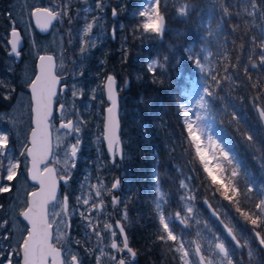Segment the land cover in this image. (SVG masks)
I'll list each match as a JSON object with an SVG mask.
<instances>
[{
    "label": "trees",
    "instance_id": "1",
    "mask_svg": "<svg viewBox=\"0 0 264 264\" xmlns=\"http://www.w3.org/2000/svg\"><path fill=\"white\" fill-rule=\"evenodd\" d=\"M113 1L115 3L116 0ZM186 1L192 8L186 16H177L168 21L167 25L172 26V29L165 27L162 36L146 38L140 32L134 34V28L129 25L127 43L118 41L117 46L114 45L113 54L107 58L108 65L112 64L110 71L117 77L120 97L123 156L117 160L118 167H114V172L123 186L122 196L133 197L131 188L125 186L128 184L127 179L135 181L137 188L139 187L138 190L135 188L133 199L134 204L137 201L142 203L145 256L146 260L150 258V264H181L178 253L174 251L175 244L156 240L159 233L158 212L155 209L156 177H159L160 195L162 194V198L158 200L164 202L165 215L169 217L177 211L182 216L186 215L181 207L183 189L180 187L179 171L185 170L188 175L193 176L196 174L190 171V165L186 166L190 157L183 151L186 147V133L183 131L180 102L192 82L202 89L207 85L214 87L215 96L210 98L214 126L231 144V149H234L241 162L239 188L247 197L239 198L241 209L255 212V204L264 198V163L261 162L264 152L260 151L261 144H264V128L256 112L257 105L264 106V64L259 62L262 53L259 45L264 43V0H256L255 9L249 0ZM221 2L228 6L230 15L223 14ZM134 5L135 0H127L118 7L125 12V8L131 9ZM168 46L173 47L174 53L169 51ZM157 55H166L168 59L164 68L157 67L154 74L148 71L147 60ZM189 55L198 57L212 75L220 78L221 84L215 86L211 77L202 73L193 60L188 58ZM138 56L141 58L139 66ZM225 56L228 57L227 60L224 59ZM177 58L180 59L179 62L176 61ZM253 63L256 67H252ZM225 64L228 65L227 73L224 71ZM225 76H230L231 79H225ZM253 84L256 87H252ZM233 112L239 114L238 121L232 120ZM249 130L250 134L253 131L256 133V146L246 142L243 134ZM189 185L196 197L198 209L207 221V226L200 227L204 229V239L197 232L199 224L190 217L187 226L179 221L172 222L175 233L185 241L186 235L196 239L199 233L200 245L203 240L205 244V237L210 232L219 233L226 245L233 250L234 264H264V249L255 239L254 226L237 212L236 204L224 200L219 193L200 186V179L190 181ZM249 187L252 188L251 192ZM203 198L217 211L222 209L226 212H218L220 221L207 213L202 204ZM225 224L234 228L241 244L247 241L249 246L236 248L235 241L227 235ZM257 230L264 233V228ZM188 249L192 250L189 246ZM249 249L253 252L251 258L248 255ZM158 252L160 259L153 257Z\"/></svg>",
    "mask_w": 264,
    "mask_h": 264
},
{
    "label": "snow or ice",
    "instance_id": "2",
    "mask_svg": "<svg viewBox=\"0 0 264 264\" xmlns=\"http://www.w3.org/2000/svg\"><path fill=\"white\" fill-rule=\"evenodd\" d=\"M252 8H256V0H249ZM59 7V6H57ZM190 5H184L176 9L177 13L181 16L187 15ZM96 8L103 11V0H96ZM221 9L225 16L230 15L229 8L223 2H221ZM247 9H245L246 11ZM24 13L22 12L21 15ZM252 15L251 12L248 13ZM112 15H117V10L112 9ZM30 19L36 21L37 26L41 27L42 31H47L48 27L52 25L53 21L67 19L69 25L72 24V18L70 15V7L64 4L60 11H57L55 7H34L28 12ZM140 18L134 29L135 32H140L142 36L150 38L151 36H162L165 30V17L161 11V0H149L147 6H143L138 12ZM8 18L11 21L12 39L8 41L11 45V53L17 57L20 55L18 51V45L20 43L21 32L18 29V22L11 12L8 13ZM93 27L92 23H86L83 28V34L81 36L80 52L83 54L87 47L92 46L91 42L86 39L89 32ZM219 28V25H217ZM211 35V33H209ZM259 47L262 49V53L259 56L260 64H264V43H261ZM190 60H193L194 64L200 69L202 73H206L211 77L215 86L221 84L220 78L216 75H212L201 60L198 57L189 55ZM167 59V57H165ZM207 59V57H205ZM228 59L227 56L224 57ZM251 61V57H249ZM38 72L35 79L27 83L29 89H31V134L27 143L23 145V151L20 155L25 157L26 160L31 161V167L27 168L28 178L33 181H37L40 185L38 191L27 193V207L21 211L19 215L27 221L26 232L27 235L23 236L22 241L15 246L8 244V248L0 247V264H81L80 258L75 253L68 252L67 249L56 247L52 242V226L53 221L49 219L48 205L53 201H56V189L58 180H63L65 183L71 179L70 172L66 171L65 175L58 176L55 168L47 167L45 161L48 160L51 152V141L49 132V120L53 113L52 98L57 95L56 85L60 82V77L54 74L56 67L54 57L51 55L39 56ZM164 68V64L158 60L149 61L147 68L148 71L155 74L156 68ZM235 68V65H232ZM252 67H256L253 63ZM224 71L227 73L228 65L225 64ZM247 73V68H245ZM72 73H69V78H72ZM83 75V73H80ZM225 79H231L230 76H225ZM125 86L127 80H125ZM0 87H3L0 82ZM252 87H256L255 84ZM105 90L107 92L108 100L111 101V106L106 109L108 113L105 119V140L108 142V151L112 157V162L115 163V158L119 155L123 156L121 149V141L117 134L119 122L116 118V92L117 84L113 75H108L106 78ZM12 91H15L12 88ZM65 91L64 88L59 89L60 93ZM95 93V90H93ZM78 95H82V92L77 90L75 85L72 86V97L77 98ZM215 96V90L212 85L203 87L202 93L198 95L195 103L192 107L185 104H180V109L184 113V154L190 157L187 165H190V171L196 175H188L185 180H181L180 187L189 189L190 186L186 181H193L196 179L201 180L202 187H206L208 190L214 193H219L224 200L230 203L236 204L237 212L240 213L247 221H249L254 227L253 231L255 239L259 242V246L264 248V233L258 231V228H264V198H261L258 203L255 204L256 211H243L240 206V197L245 196L239 188V177L241 171V162L237 159L234 149H231L229 145H226L220 138L219 133L214 132L213 123L211 117V104L210 98ZM209 98V99H206ZM10 94H6L4 99H9ZM93 99L96 96L93 95ZM63 104L60 105L59 111L61 113L60 128L65 130L66 136L74 137L75 143L68 146L66 153L67 159L65 160L66 166L75 167V161L79 146L81 144L80 133L81 125L83 121L79 119V114L74 113L75 119L64 118ZM256 110L259 120L264 122V106L257 105ZM194 113V114H193ZM233 121H238L239 114L233 112L231 115ZM246 142L251 146H256V133L253 131L250 134L249 131L244 132ZM9 145V136L5 133H0V157L7 159V164L0 159V194L9 193L13 190V181L16 180L20 174L21 161L17 158H12L7 155V149ZM260 151L264 152V144H261ZM261 162L264 163V156L261 157ZM45 165L43 169L40 165ZM198 164V167H197ZM202 177V179H201ZM7 181V183H4ZM156 190L160 193L159 189V177H156ZM120 186V181L117 179L112 183L111 190H115ZM103 187L98 181V185H90L89 192L82 194L76 199L78 203H81L84 207L80 212L81 220L85 221V227L90 231L91 235L95 236L98 240L103 241L105 235L111 233L112 241L110 243L111 249L119 253H127L129 256L135 258L136 252L129 245L128 237L126 234L123 220H127V211L125 210L120 219L115 221V224L104 222L101 229L99 218L95 216V213L104 214L105 204L103 200L104 191ZM252 188L249 187V192ZM93 193L95 199L93 198ZM162 198V194L158 196V199ZM245 198H247L245 196ZM182 200H193L194 195L188 194L181 197ZM68 201L69 196L65 195L63 201V215L68 216ZM122 201L113 196L112 204L118 205ZM207 203V201H205ZM187 213L191 214L193 209L185 205ZM159 220V233L156 235V240L167 244L172 242L176 247L174 251L180 254L181 264H189V257L192 253L189 252L187 244H195L194 253L199 257V264H234L233 250L226 245V242L222 237H216L214 245V256H205L202 254V247L196 241L186 242L182 236L175 233V229L170 225V217L165 215V212L161 209L160 204L156 205ZM213 215H216L213 212ZM176 219L187 226L189 216H182L180 211H177ZM95 220V222H94ZM199 223V221H197ZM8 220L0 221V229L5 231L0 233V241L9 242L11 240V234L7 231L6 226ZM221 223H224L221 221ZM68 227H71L69 224ZM116 229H119L117 233ZM227 235L231 237L232 241H235L236 248L248 247V242L243 244L240 242V238L234 233V228L228 224H225ZM211 231V229H209ZM199 235V233H198ZM122 238V239H121ZM65 239V236H57V241ZM69 246L71 245V237H66ZM80 245V241H75ZM171 248V245H169ZM91 252V249H85ZM101 252L103 250L101 249ZM249 258L253 256V252L249 249ZM63 257V259H62ZM97 264H100L99 257ZM114 264H128L126 258L121 256L111 257ZM195 264V262H193Z\"/></svg>",
    "mask_w": 264,
    "mask_h": 264
},
{
    "label": "rangeland",
    "instance_id": "3",
    "mask_svg": "<svg viewBox=\"0 0 264 264\" xmlns=\"http://www.w3.org/2000/svg\"><path fill=\"white\" fill-rule=\"evenodd\" d=\"M52 1L53 0H50V2ZM57 1L58 0H54V2H56L55 3L56 7H57ZM116 1L120 2V0H116ZM148 2L149 0H136V5H134L131 9L127 8V10H130V12H128V15L133 21L131 25L132 29L133 28L135 29L136 24L140 19L138 17V12L142 9L143 6H147ZM186 4L191 6L188 8L189 11V9L192 8V5L186 0H161V11L166 20V29L167 27L172 29V26L167 25L168 21H172L177 16H181L177 13L176 9ZM83 12L85 13V11ZM86 23H91V22L90 21L85 22L77 26L75 29L69 28L68 34L70 41L65 42L64 44L61 39L62 32L60 29V25L56 24L46 40L41 42H35V41L31 42V46L29 48V55L27 56L25 62L16 72L18 74L17 77L15 76L16 73L12 72L11 76L8 75L1 78L3 82L4 92H1L0 103L4 101L8 102L9 100H12L13 96L14 99L11 103H9L10 105L8 104L9 105L8 107L5 108L4 105L1 106L0 133H5L9 136L7 155L12 158H17L21 161L20 174L18 178L13 181L14 184L13 190L9 193L0 194V221L2 220L9 221L6 228L7 231L11 234V240L9 242L0 241V247H3L5 249L8 248L9 243L15 246L17 243L21 242L23 236H25L26 234L25 223L21 219L19 213L23 211V209L26 206L27 193H29L31 190H33L36 187L33 183L31 184L27 179L28 160H26L25 157L20 155L21 151H23V145L27 143L28 133L31 129V104L29 101L28 90L26 89V91L22 92L21 90H19V87L23 86L24 88H26L27 83H25V81L30 83V81L33 79L35 74L34 63L37 56L40 53L42 52L53 53L57 61V66L55 69L57 74L61 76L62 74L64 75L68 73V77H66L62 81L64 85V87L62 88H64L65 91L63 93H60L58 91L57 95L55 96V102L63 104L65 106L64 108L65 119H75L76 116L74 115V113H78L79 119L83 121V124L81 125V133H80L81 144L79 146V151L77 155L78 156L81 155L83 149L91 154V157L89 158L85 157L82 159L87 162L86 165L83 162L81 163L83 167L82 168L83 171H85L86 174H88L89 171H92L94 169L96 171H100L104 165L107 166L109 164L108 153L106 151L103 142V119H104L103 111L105 106H107L109 103V101L105 97L104 86H103V81L105 77H103L102 75L99 78H96L95 81H88L86 85H82L80 82H78V80L75 77L80 73L79 69H81L82 66L84 67L85 63L87 66V61L85 60V58L88 59L89 57H91L92 52L96 48L102 49V45L100 44L99 40L104 35V32L103 31L101 32L100 28L96 27L95 29V24H93L91 32H89L88 36L86 37V39L91 42L92 46L87 47V50L83 54H81L80 52L81 36L83 34V28L86 26ZM65 33L67 34V31H65ZM168 47H169V51L174 53L173 47L172 46H168ZM165 57H161L159 55L151 56L147 60V65L149 61L153 59L158 60L164 64L165 61L168 59V58L165 59ZM175 58L176 56L173 58V61ZM176 61L179 62L180 59L177 58ZM101 63H103V61L102 62L98 61L97 67L100 66ZM70 72L73 74L71 79L69 78ZM73 85H75L77 90L82 92V95H78V97L75 99H73L72 97ZM12 88H14L15 91H12ZM93 90H95V93H93ZM202 90L203 89L200 86L192 82L191 87L187 89L186 92L184 93L185 94L184 98L182 99L180 104H185L189 107H192L195 103V100L198 98V95L202 93ZM6 94H10L9 99H4V96ZM93 95L96 96V99L92 98ZM183 122H184V113H183ZM212 123H213L214 132L219 133L220 138L223 140V142L226 145H229L231 148V144L228 143L227 139L223 138L222 134L214 126L213 119H212ZM51 125L54 131V135H53L54 153L51 162L55 165L57 172L59 174H61L63 171L69 172L71 170V166L70 165L66 166L64 162L67 159L66 153L68 151V146L70 145L71 140H73L75 143V138L66 136L65 130L57 129L56 122L54 120L51 121ZM8 126L10 127L11 132ZM0 159H2L5 164H7V159L3 157H0ZM43 167L44 166H42V168ZM179 174H180L179 177L180 182L181 180H185V178L188 176V172L187 171L185 172V170H180ZM115 177L119 179L117 174H115L114 170L112 174V179L109 180V183H106L101 178L92 180L91 178L86 177L84 180V184L81 186L82 192H80V196L82 194H87L89 192L90 185H98V181L103 186L101 187V190L104 191L105 194L109 193V191L107 190L111 188V183L114 182ZM126 182L128 184L125 186L126 188L129 189L130 188L135 189L138 186L137 183L135 184V181L133 180L127 179ZM4 183H7V181H4ZM186 183L190 184V181H186ZM182 189H183L182 196H186L188 194L194 195L193 192L190 191V188L189 189L182 188ZM158 195H160V193H157V199L155 201V209H156V205L159 203L161 209L163 210L164 202L162 200L160 201L158 200ZM93 198L95 199L94 193H93ZM186 204L193 209L191 214L187 213V209L185 207ZM57 207L60 209L59 203H57ZM57 207L55 210L56 216L53 221L55 226L56 239L57 236H61V235L64 236L63 231L66 228V221H67V216H64L61 213V211L60 213L58 212L57 214ZM181 207H183L184 211L186 212V215L184 216H189L195 223H198L197 221H199L197 232L201 233L204 239V229L200 227L204 228V225L207 226V221L204 219V217L201 215L198 209L196 197L193 200H181ZM218 212L223 214L226 213L222 209H219ZM169 217L171 218L170 222L178 221L176 219L175 214H170ZM80 222H81V227L84 230H87L85 227L86 222L82 221L81 217H80ZM103 224H104V220L102 219L100 226L101 229L103 227ZM4 231H5L4 229H0V233ZM217 236L222 237L219 233L215 234L213 232H210L209 235L207 234V236L205 237L206 238L205 244L203 240L201 245L203 249L202 251L203 255H204V247L206 251L205 256L215 255L214 245L217 242L216 240ZM186 238H187L186 242H190V241L198 242V240L200 241V234L197 235L196 239L188 235H186ZM59 242H64L65 249H67L68 252L70 253L74 252V249L72 248V243L69 246L66 237L65 239L59 240ZM101 242L103 243L101 244V246H108L109 244L108 241L105 239H103V241ZM192 245L193 243L187 244V247L189 246L192 248L191 251L188 249L189 252L192 253V255H190L189 257V264H193V262L197 264V259L194 254Z\"/></svg>",
    "mask_w": 264,
    "mask_h": 264
},
{
    "label": "flooded vegetation",
    "instance_id": "4",
    "mask_svg": "<svg viewBox=\"0 0 264 264\" xmlns=\"http://www.w3.org/2000/svg\"><path fill=\"white\" fill-rule=\"evenodd\" d=\"M122 2H127V0H120V2L115 1V3L113 0H103V3L105 5H104L103 11H101L96 8V0H58L57 6L59 7L55 6L56 2H54V0L52 2H50V0H0V82H2L1 80L2 77L8 76V75L11 76L12 72L16 73L18 69L21 67V65L25 62V60L27 59V56L29 55V48L31 46V42L32 41L41 42V41L46 40L49 37L50 33L52 32L56 24L60 25V29L62 32L61 39L64 44L65 42L70 41L69 34H68L69 28L75 29L77 26L90 21L92 24H95V29L97 27V28H100L101 32L102 31L104 32V35L99 40L100 44L102 45V49L96 48L92 52L91 57H89L88 59L85 58V60L87 61V66L85 63L84 67L82 66L81 69H79L80 73H83V75H80L79 73L75 77L78 80V82H80L82 85H86L88 81H95L96 78H99L102 75L103 77H105V79L107 78L108 75H113L116 79V84H117L118 83L117 77L115 76L114 73L110 71L112 64L109 63L108 65L107 58L108 56L111 57V55L113 54L114 45L117 46L118 41L121 40L127 43L128 28H129L128 25L131 26L133 23L132 19L128 15L127 8H125V12H121L120 7H118V5ZM64 4H67L70 7V15L73 21L71 25L68 24L66 18L64 20H57V21H54V23L51 25L49 31L43 34L39 32V30L35 27L33 19H30L28 16V12L34 7H55L57 11H60ZM125 4L126 3H124V5ZM113 8L117 10V15L115 17H112ZM83 11H85V13ZM9 12H11L13 16L15 17L16 21L18 22V29L21 32L20 43L18 45V51L20 52V55L18 57L14 54H10L11 45L8 43V41L12 39V37L10 35L11 21L8 18ZM22 12L24 13L23 15H21ZM65 31H67V34L65 33ZM43 53H50V52H42L37 56L35 63H34L35 74L37 71L36 69L37 59ZM50 54L54 56L55 64L57 66L55 55L53 53H50ZM98 61L99 62L103 61V63H101V65L97 67ZM140 62H141V58H139L138 56V66ZM102 64H105V65H102ZM35 74H34V77H35ZM55 74L58 75L56 70H55ZM15 76L17 77L18 74L16 73ZM58 76L61 79L57 86V93L60 88L64 87L62 81L66 77H68V73L64 75L62 74L61 76L58 75ZM105 79L103 81V86H104ZM117 88H118V84H117ZM26 89L28 90L29 101L31 104L30 89L28 88V86L25 88V91ZM1 92H4V87H0V96H1ZM13 99H14V96L12 97V100H9L8 102L4 101L0 103V113H1V106L4 105L5 108L8 107L10 105L9 103H11ZM58 105H61V104L56 103L55 97H54L53 113L50 118V125H51V121L54 120L56 122V127L59 121H61L62 119L61 113L56 112V108ZM51 128H52V125H51ZM9 130L11 132L10 127H9ZM60 130H64V129H60ZM53 135H54V131H53ZM71 144H74L73 140H71L70 145ZM53 153H54V147L52 150V156L50 158V163H52L51 159L53 157ZM85 157L89 158L91 157V154L88 151L83 149V151L81 152V155L79 156L77 155V158L75 161V167L74 168L71 167V170L69 171L71 174V179H69L67 183H65L64 181H61L59 183V187H58V191L56 195L57 199L56 201H53L48 206L49 219L51 221H54V218L56 216L55 210L57 207V203H59V206H60V209L57 207V214L58 212L60 213V211L63 214L62 205H63L64 197L65 195H68L69 196V201H68L69 215L67 216L66 228L63 231V233L65 237H68V236L71 237L72 248L74 249V252L72 253H75L79 256L81 264H97V259H96L97 257H99L100 259V264H114V262L111 259V257L114 255L118 257L123 255L128 261V264H146V262L147 264H150V261H149L150 258L146 260V256H145L146 255L145 245H144L145 231H144L143 208L141 207L142 203L137 201V203L134 204V199H133L135 195L134 188H131L132 195H133L132 198H130V196H122V192H123L122 184H120V186L117 189L111 190L109 193L104 194L102 197L104 200V204H105L104 214L101 215L100 213H95V216L99 218L100 226H101L102 219L104 220V222L115 224V221L121 218L122 213L125 210L127 211V220H123L122 222L126 230L129 245L136 252L135 258L129 256L127 253H119L111 249L110 247V243L112 241L111 233H108L104 237V239L107 240L109 243L108 246H101V244L103 243L100 240H98L95 236L91 235L89 230H84L81 227L80 212L83 210L84 206L81 203H78L76 198L80 196V192H82L81 186L84 184L85 178L89 177L92 180L101 178L106 183H109V180L112 179L114 167H118L117 160L120 158L117 156L115 158V163H113L112 157L108 153L109 164L107 166L104 165L100 171H96L94 169L92 171H89L88 174H86V172L83 171L82 169L83 167L81 165L82 162L85 163V165L87 164L85 160H82ZM42 166H45V165H42ZM42 166H41V169H43ZM56 172H57V169H56ZM65 173H66L65 171H63L61 174L57 172V175L62 176V175H65ZM117 179L118 178L115 177L114 182ZM113 196L119 198L122 202L114 206L112 204ZM26 205H27V199H26ZM69 224L71 225V227H68ZM171 224L172 222H170V225ZM25 227L27 228L26 224H25ZM52 228H53L52 242L54 243L55 246H60L61 248L65 249L64 242L57 241L55 237L54 223H53ZM116 231L117 233H119V229H116ZM77 240L81 242L80 245L75 243V241ZM86 248L91 249V252L86 251L85 250ZM101 249L103 250V252H101ZM177 256H178V259L180 260L179 253L177 254ZM153 257L159 258L160 257L159 252L153 254Z\"/></svg>",
    "mask_w": 264,
    "mask_h": 264
},
{
    "label": "water",
    "instance_id": "5",
    "mask_svg": "<svg viewBox=\"0 0 264 264\" xmlns=\"http://www.w3.org/2000/svg\"><path fill=\"white\" fill-rule=\"evenodd\" d=\"M112 17H114V16L112 15ZM33 21H34V25H35V27L39 30V32H41V33H43V34H44V33H47V32L49 31L50 27H51V26H49L48 29H47V31H42V30H41V27L37 26L36 21H35L34 19H33ZM53 23H54V21H53ZM53 23H52V24H53ZM165 26H166V20H165ZM41 55H51V56H53V55L50 54V53H43V54H41ZM41 55H40V56H41ZM53 57H54V56H53ZM54 60H55V59H54ZM39 63H40V61H39V57H38V59H37V63H36V66H37V68H36V69H37L36 74H37V72H38V65H39ZM36 74H35V76H36ZM54 74H55V69H54ZM55 75H56V74H55ZM34 79H35V77H34ZM105 84H106V79H105V82H104V92H105V97H106L107 100H108L107 92H106V90H105ZM57 86H58V84L55 86L56 89H57ZM30 94H31V96H32L31 89H30ZM54 97H55V96H54ZM54 97L52 98V108H53V100H54ZM108 101H109V100H108ZM110 106H111V101H109L108 105L105 106L104 111H103V112H104V119H103V142H104L105 148H106V150H107L108 153H109V151H108V142L105 140L104 137H105V119H106V117H107V115H108V113L106 112V109H107L108 107H110ZM59 108H60V105H58L57 108H56V112H57V113H60ZM256 112H257V110H256ZM119 113H120V97H119V93H118V90H117V92H116V118H117V120H118V122H119V127H118V130H117V134H118L119 139H120V130H121V126H120ZM257 115H258V113H257ZM50 118H51V117H50ZM260 122H261V124H262V126H263V128H264V122H262V121H260ZM60 123H61V121H59V123L57 124V129H59V130L61 129V128H60ZM31 124H32V123H31ZM49 132H50V141H51V152H50V154H49V158H48V160L45 161V164L47 165V167L55 168L54 165H53L52 163H50V158H51V156H52V150H53V131H52V128H51V125H50V120H49ZM30 134H31V129H30V132H29V134H28V140H29V138H30ZM120 141H121V139H120ZM121 149H122V143H121ZM109 154H110V153H109ZM118 157H120V156L118 155ZM42 165H43V164H42ZM42 165H40V168H41ZM28 167H31V161H30V160H28ZM27 179H28V181L34 183V184L37 186V187H36L35 189H33L31 192H33V191H38L39 188H40L39 183H38L37 181H33V180H31L30 178H28V172H27ZM61 181H63V180H58V183H57V189H56V195H57V191H58L59 183H60ZM27 200H28V198H27ZM205 201H207V203H206ZM202 203H203L204 208L207 210L208 214H209L211 217L215 218L216 220H219V219H220V216H219L218 212L216 211V209L210 204V202H209L206 198H203ZM48 206H49V205H48ZM26 207H27V205H26ZM24 210H25V209H24ZM213 212H215L216 215H213ZM21 218L23 219V221H24L25 224L27 225V221H25L23 217H21ZM27 226H28V225H27ZM26 235H27V233H26ZM52 235H53V228H52ZM56 247H60V246H56ZM60 248H61V247H60ZM193 248H194V250H195V244L193 245ZM196 258H197V261H198V264H199V257L196 256ZM62 259H63V258H62Z\"/></svg>",
    "mask_w": 264,
    "mask_h": 264
},
{
    "label": "bare ground",
    "instance_id": "6",
    "mask_svg": "<svg viewBox=\"0 0 264 264\" xmlns=\"http://www.w3.org/2000/svg\"><path fill=\"white\" fill-rule=\"evenodd\" d=\"M19 90H21L22 92L25 91V88L22 86V87H19ZM23 124V123H22ZM23 126V125H22ZM24 190V189H23Z\"/></svg>",
    "mask_w": 264,
    "mask_h": 264
}]
</instances>
